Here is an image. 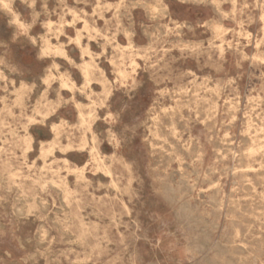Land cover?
<instances>
[{"label":"rangeland","instance_id":"rangeland-1","mask_svg":"<svg viewBox=\"0 0 264 264\" xmlns=\"http://www.w3.org/2000/svg\"><path fill=\"white\" fill-rule=\"evenodd\" d=\"M263 168L264 0H0V264H264Z\"/></svg>","mask_w":264,"mask_h":264},{"label":"bare ground","instance_id":"bare-ground-1","mask_svg":"<svg viewBox=\"0 0 264 264\" xmlns=\"http://www.w3.org/2000/svg\"><path fill=\"white\" fill-rule=\"evenodd\" d=\"M132 2V1H131ZM239 3V2H238ZM153 6V5H152ZM169 15V14H168ZM129 18V17H128ZM221 19V18H220ZM157 26V25H156ZM189 26V25H188ZM63 28V27H62ZM191 28V27H190ZM166 29V28H165ZM65 34V33H64ZM144 34V33H143ZM150 35V34H149ZM148 35V37H150ZM66 36V35H65ZM77 41H80V36H78L77 37V39H76ZM119 44V43H118ZM150 44V43H149ZM51 45V44H50ZM133 48V47H132ZM49 50H54L55 52H57V53H59V54H61V55H64L65 57H67V55H66V50L64 49V48H61V47H55V48H53L52 46H50L49 47ZM68 53V52H67ZM83 54H88V55H90V50H88V49H84V51H83ZM247 56V55H246ZM68 58V57H67ZM137 64V63H136ZM129 66V65H128ZM92 67V63H90V62H86V64H85V68H84V75H85V77L86 78H88V76H89V70H90V68ZM132 71V70H131ZM49 82L50 81H47V83L49 84ZM62 84H63V86L64 87H69L70 85H69V83H68V81L67 80H63L62 81ZM111 84V83H110ZM202 90V89H201ZM197 92V91H196ZM189 96H191V94H189ZM160 97V96H159ZM174 98V97H173ZM178 98V97H177ZM180 98V97H179ZM190 98V97H189ZM180 100H181V98H180ZM187 100V99H186ZM182 101H183V99H182ZM178 104V103H177ZM185 104V103H184ZM201 107V106H200ZM258 107V106H257ZM202 110H203V108H202ZM201 110V111H202ZM180 111V110H179ZM198 112V111H197ZM168 113V112H167ZM200 113V112H199ZM169 114V113H168ZM170 115H171V112H170ZM173 115V114H172ZM177 115H179V114H177ZM203 115V114H202ZM183 116V115H182ZM80 119H82L83 121H85V119H84V115L80 112ZM167 117V116H166ZM173 117V116H172ZM175 117V116H174ZM161 118H163V117H161ZM177 118H178V116H177ZM168 119V118H167ZM175 119V121H177L176 120V118H174ZM163 121H164V119H162ZM169 120V119H168ZM167 120V121H168ZM171 120V119H170ZM179 120H180V118H179ZM95 121V120H94ZM166 121V120H165ZM253 121V120H252ZM169 122V121H168ZM163 123V122H162ZM177 123H179V122H177ZM181 123V122H180ZM157 124V123H156ZM164 124H166V123H164ZM163 124V125H164ZM183 124V123H182ZM158 126V125H157ZM156 126V127H157ZM160 126H162V124L160 125ZM164 126H166V125H164ZM169 126V125H168ZM182 126V125H181ZM177 127V126H176ZM179 128V127H178ZM161 129V128H160ZM180 129H183V127L182 128H180ZM162 130H164V129H162ZM159 131V130H158ZM173 131V130H172ZM54 132L56 133V136H58V132L56 131V130H54ZM64 133V132H63ZM159 133V132H158ZM181 133V132H180ZM164 134H165V132H164ZM168 134V133H167ZM159 135V134H158ZM32 136V135H31ZM167 136V135H166ZM168 138V137H167ZM232 139H234V138H232ZM246 139V138H245ZM243 140V142H244V139H242ZM144 141V140H143ZM167 143H168V141H167ZM149 144V143H148ZM246 144H247V142H246ZM156 145H157V143H156ZM219 145V144H218ZM94 146V145H93ZM241 146V145H240ZM244 146V145H243ZM164 147V146H163ZM162 147V148H163ZM166 147V146H165ZM168 147V146H167ZM191 147H193V146H191ZM175 148H177V147H175ZM242 148V147H241ZM78 149V148H77ZM165 149V148H164ZM173 149V148H172ZM219 149V148H218ZM224 149V148H223ZM227 149V148H226ZM225 149V150H226ZM235 149V148H234ZM234 149H233V151H234ZM81 150V149H80ZM178 150V149H177ZM193 150V149H192ZM225 150H223V151H225ZM95 151V150H94ZM165 151V150H164ZM167 151H168V149H167ZM175 151H176V149H175ZM174 151V152H175ZM223 151H221V153L223 152ZM169 152H170V150H169ZM173 152V151H172ZM171 152V153H172ZM186 152V151H185ZM66 153V152H65ZM166 153V152H165ZM164 153V154H165ZM192 153V152H191ZM195 153V152H194ZM194 153H192L193 154V156H194ZM241 153V152H240ZM247 153V152H246ZM149 154V153H148ZM167 154V153H166ZM174 154V153H173ZM176 154H178V153H176ZM187 154H188V152H187ZM186 154V155H187ZM224 154H225V152H224ZM243 154V153H242ZM97 155H99L100 156V153L97 151ZM191 155V154H190ZM235 155H238V154H235ZM162 156V155H161ZM166 156V158H167V156L168 155H165ZM175 155H173V157H174ZM180 156V155H179ZM242 156V155H241ZM98 157V156H97ZM175 157H177V155L175 156ZM218 157H219V155H218ZM235 157V156H234ZM99 158V157H98ZM242 158V157H241ZM171 159V158H170ZM66 160V159H65ZM184 160V159H183ZM192 160V159H191ZM219 160H220V158H219ZM240 161H242V160H240ZM244 161V160H243ZM100 162L102 163V165L105 167V165H104V163H103V160H101V157H100ZM164 162V161H163ZM254 162V161H253ZM161 163H162V161H161ZM172 163H174L173 161H172ZM187 164V163H186ZM165 165V164H164ZM168 165V164H167ZM168 167V166H167ZM189 167V166H188ZM228 168V167H227ZM208 169V168H207ZM229 169V168H228ZM234 169V168H233ZM254 169V168H253ZM264 169V168H263ZM187 170V169H186ZM195 170V169H194ZM239 170V169H238ZM262 170V169H261ZM107 171V170H106ZM175 171V170H174ZM223 171V170H222ZM240 171V170H239ZM263 171V170H262ZM195 172V171H194ZM179 173V172H178ZM232 173V172H231ZM183 174H184V172H183ZM192 174V173H191ZM191 174H190V176H191ZM195 174V173H194ZM213 174V173H212ZM243 174V173H242ZM187 175H189V174H187ZM209 175V174H208ZM54 176V175H53ZM183 176V175H182ZM199 177V176H198ZM171 178V177H170ZM197 178V177H196ZM181 179H182V177H181ZM112 181V180H111ZM180 181V180H179ZM56 182V181H55ZM178 184H179V182H178ZM211 184V183H210ZM234 184V183H233ZM180 186H178V188H179ZM42 188V187H41ZM190 188H192V187H190ZM205 188V187H204ZM233 188V187H232ZM180 189V188H179ZM169 191H171V190H169ZM205 191H207V189L205 190ZM244 191V190H243ZM246 191V190H245ZM247 192V191H246ZM173 193V192H172ZM217 194V193H216ZM239 194V193H238ZM213 195V194H212ZM228 195V194H227ZM211 196V195H210ZM229 196V195H228ZM238 196V195H237ZM248 196V195H247ZM34 198V197H33ZM214 199H216V198H214ZM231 199V198H230ZM171 200V199H170ZM211 200V199H210ZM213 200V199H212ZM211 200V202H213ZM172 201V200H171ZM185 201V200H184ZM216 201V200H215ZM214 201V202H215ZM209 203H211L210 201H208ZM217 202V201H216ZM220 202V201H219ZM222 202V201H221ZM228 202H230V201H228ZM184 203V202H183ZM224 203V202H223ZM249 203V202H248ZM217 204H219V203H217ZM249 205V204H248ZM258 205V204H257ZM210 206V205H209ZM221 206V205H220ZM186 207V206H185ZM184 207V208H185ZM229 207H230V205H229ZM250 207V206H249ZM27 208H28V204L26 203V202H23V205L19 208V212L20 213H24L26 210H27ZM127 208V207H126ZM248 208V207H247ZM230 209V208H229ZM228 209V210H229ZM187 209H185L184 211H186ZM218 210V209H217ZM233 210V209H232ZM195 211V210H194ZM196 211H198V210H196ZM229 211H231V210H229ZM187 212V211H186ZM243 212V211H242ZM247 213H248V211H246ZM189 213V212H188ZM195 213V212H194ZM226 216V215H225ZM197 218V217H196ZM227 218V217H226ZM195 219V218H194ZM204 219V218H203ZM189 219H187V221H188ZM197 220V219H196ZM192 221V220H191ZM195 222V221H194ZM198 223H199V221H197ZM213 222V221H212ZM215 222V221H214ZM250 222V221H249ZM186 223V222H185ZM197 223V224H198ZM206 223H208V222H205V224ZM231 223V222H230ZM244 224V223H243ZM247 224V223H246ZM245 224V225H246ZM207 225V224H206ZM231 225V224H230ZM237 226V225H236ZM206 227V226H205ZM5 228V227H4ZM218 228V227H217ZM202 229V228H201ZM213 229H215V228H213ZM204 230V229H203ZM224 230V229H223ZM232 230H235L234 228L232 229ZM201 232H202V230H200ZM207 232V231H206ZM225 236V235H224ZM208 237H210V236H208ZM242 238V237H241ZM40 242V241H39ZM227 242V241H226ZM207 244V243H206ZM204 245V244H203ZM203 245H202V247H203ZM231 245V244H230ZM240 245V244H239ZM192 248V247H191ZM195 249H197V248H195ZM203 249H205V248H203ZM202 250V249H201ZM239 250V249H238ZM237 250V251H238ZM221 251V250H220ZM223 251V250H222ZM247 251V250H246ZM200 253H201V251H200ZM202 253H203V251H202ZM224 253V252H223ZM236 253V252H235ZM220 256V255H219ZM206 257V256H205ZM225 260V259H224ZM226 261H228V259L226 260ZM225 263V262H224ZM208 264H211L210 262L208 263Z\"/></svg>","mask_w":264,"mask_h":264},{"label":"crops","instance_id":"crops-1","mask_svg":"<svg viewBox=\"0 0 264 264\" xmlns=\"http://www.w3.org/2000/svg\"><path fill=\"white\" fill-rule=\"evenodd\" d=\"M50 43H48L44 48H43V51L46 52V51H49V47H50ZM90 54H91V51H90ZM88 55V54H87ZM88 62V61H87ZM54 76L52 73L51 74H48L46 77H44V79L46 78H49L50 76Z\"/></svg>","mask_w":264,"mask_h":264}]
</instances>
